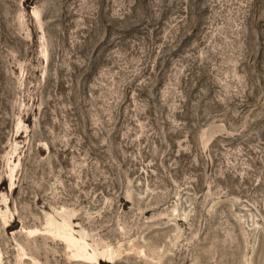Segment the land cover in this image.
Returning a JSON list of instances; mask_svg holds the SVG:
<instances>
[{
    "label": "rangeland",
    "instance_id": "obj_1",
    "mask_svg": "<svg viewBox=\"0 0 264 264\" xmlns=\"http://www.w3.org/2000/svg\"><path fill=\"white\" fill-rule=\"evenodd\" d=\"M264 264V0H0V264Z\"/></svg>",
    "mask_w": 264,
    "mask_h": 264
},
{
    "label": "trees",
    "instance_id": "obj_2",
    "mask_svg": "<svg viewBox=\"0 0 264 264\" xmlns=\"http://www.w3.org/2000/svg\"><path fill=\"white\" fill-rule=\"evenodd\" d=\"M102 264H106V262H103Z\"/></svg>",
    "mask_w": 264,
    "mask_h": 264
}]
</instances>
